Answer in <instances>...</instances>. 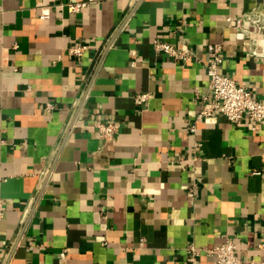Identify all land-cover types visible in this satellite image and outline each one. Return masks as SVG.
<instances>
[{"label":"crops","instance_id":"crops-1","mask_svg":"<svg viewBox=\"0 0 264 264\" xmlns=\"http://www.w3.org/2000/svg\"><path fill=\"white\" fill-rule=\"evenodd\" d=\"M252 9L264 0H0V264H215L227 237L262 264L264 123L198 120L210 43L264 101V58L227 23Z\"/></svg>","mask_w":264,"mask_h":264},{"label":"built area","instance_id":"built-area-1","mask_svg":"<svg viewBox=\"0 0 264 264\" xmlns=\"http://www.w3.org/2000/svg\"><path fill=\"white\" fill-rule=\"evenodd\" d=\"M69 6L71 11L79 12L87 6V3ZM227 23L229 27L233 28L239 40L248 41L250 55L256 58H264V11L252 9L241 16H230L227 18ZM259 43L262 44V50H258ZM154 46L157 51L177 60L186 61L192 56L191 50L184 46L179 50L172 44L160 41H156ZM88 48L87 46L74 47L71 49V53L82 57ZM207 51L209 58L205 64L210 79L209 93L201 98L198 120L221 113L228 121L236 125L242 124L245 119L249 118L253 129L256 130L258 125L264 123V101L257 98L249 87L239 84L234 77L223 71L222 43H210ZM147 99L148 95L146 94L137 96L139 104H143ZM47 108L50 110L53 106L50 104ZM116 127L114 123H101L98 125L100 137H110L115 132ZM190 130L195 132L196 127L192 125ZM259 247L263 251L262 264H264V241L260 243ZM208 253L215 257V264H250L237 254L236 243L232 238L227 237L221 246L208 251ZM199 254L200 252L194 247H189L188 261L194 263Z\"/></svg>","mask_w":264,"mask_h":264}]
</instances>
